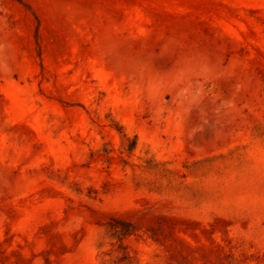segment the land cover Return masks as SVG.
Listing matches in <instances>:
<instances>
[{
	"label": "rangeland",
	"instance_id": "1",
	"mask_svg": "<svg viewBox=\"0 0 264 264\" xmlns=\"http://www.w3.org/2000/svg\"><path fill=\"white\" fill-rule=\"evenodd\" d=\"M0 264H264V0H0Z\"/></svg>",
	"mask_w": 264,
	"mask_h": 264
},
{
	"label": "trees",
	"instance_id": "2",
	"mask_svg": "<svg viewBox=\"0 0 264 264\" xmlns=\"http://www.w3.org/2000/svg\"><path fill=\"white\" fill-rule=\"evenodd\" d=\"M113 128H115L117 130V132H119L122 136H126V133L123 131L121 125H113ZM135 145H136V139L134 138V139H132L131 143L128 145L127 149L129 151H131L134 149Z\"/></svg>",
	"mask_w": 264,
	"mask_h": 264
},
{
	"label": "bare ground",
	"instance_id": "3",
	"mask_svg": "<svg viewBox=\"0 0 264 264\" xmlns=\"http://www.w3.org/2000/svg\"><path fill=\"white\" fill-rule=\"evenodd\" d=\"M237 91V90H236ZM235 95V94H234ZM233 107H229L228 111L227 112H232L233 111ZM230 114V113H229Z\"/></svg>",
	"mask_w": 264,
	"mask_h": 264
}]
</instances>
